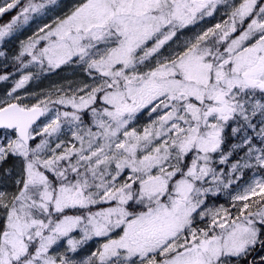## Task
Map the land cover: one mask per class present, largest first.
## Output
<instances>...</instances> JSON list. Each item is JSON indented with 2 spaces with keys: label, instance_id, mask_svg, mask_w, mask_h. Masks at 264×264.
I'll return each instance as SVG.
<instances>
[{
  "label": "snow or ice",
  "instance_id": "snow-or-ice-1",
  "mask_svg": "<svg viewBox=\"0 0 264 264\" xmlns=\"http://www.w3.org/2000/svg\"><path fill=\"white\" fill-rule=\"evenodd\" d=\"M18 3L5 0L0 14ZM222 4L232 9L228 20L154 67L147 64L178 30ZM44 7L30 0L0 26V41ZM24 57H30L26 64ZM15 59L42 70L78 63L96 82L80 88L83 94L28 106L13 96L30 79L24 75L0 101V129L7 136L0 160L11 155L21 165L15 191H0V264H76L50 250L66 238L68 251L76 252L93 237L106 242L82 264H264V177L232 197L235 215L221 208L209 225L195 226L196 217L208 215L202 197L213 191L203 187L209 176L228 188L231 174L254 167L250 160L264 170V147L247 134L264 144V4L82 0L22 42ZM48 104L71 111H57L36 133ZM142 110L156 118L142 133L130 130ZM86 111L96 131L81 127ZM233 122V136L245 135L232 147L246 149L247 158L232 164L225 182L212 167L213 154ZM65 124L68 142L58 135ZM34 133L42 138L32 147ZM230 155L221 153L219 162ZM100 205L109 206L93 210ZM77 230L79 239L71 235Z\"/></svg>",
  "mask_w": 264,
  "mask_h": 264
},
{
  "label": "rangeland",
  "instance_id": "rangeland-1",
  "mask_svg": "<svg viewBox=\"0 0 264 264\" xmlns=\"http://www.w3.org/2000/svg\"><path fill=\"white\" fill-rule=\"evenodd\" d=\"M4 2L5 0H0V4H3ZM41 2L45 4V7L40 12L30 14V19L27 23H21L20 26L17 27L10 36L6 37L4 41H0V53H3V55H0V67H6L9 63L14 61L19 63L17 66L15 64V66L9 71L0 73V76L7 77L6 80H0V101L8 99V93L15 86L16 82L24 75H29L30 79L22 88L18 89L17 92L13 94V96H19L21 101L28 106L39 103L40 101H55L60 96L83 94L79 92L80 88H84L85 85L91 86L96 82L91 76H89L88 72L85 71V68L78 63H69L62 65L60 68L51 70H49L45 65L42 70L39 65L35 64H29L28 67L25 68L20 61L15 59V57L19 55V52L21 51L22 42L36 35L45 25L54 26L55 21L63 18L67 14H70V12L78 4H80L82 0H54L52 3H48V0H41L39 3ZM241 2L242 0H227L228 5L234 6H239ZM257 2L258 5L264 4V0H257ZM21 10H18L16 7L9 11L13 12L12 14L7 15V18L10 17L9 21L4 20L0 22V26L8 24L14 16L21 12ZM231 10L232 9L226 5H219L212 16H206L202 20H198L196 23L189 25L184 29L178 30L176 36L171 39V42H168L160 50L159 56L151 58L147 64L154 67L156 60L179 53L183 50L188 42L194 40L197 34H202L207 29L214 27L217 23L223 24L225 20H228ZM2 15L3 14H0V17ZM246 23L243 25V27H246ZM184 34H186V37ZM173 42L178 44L175 46L170 45V43ZM151 43L152 42H149V47H151ZM41 44H43V42H41ZM22 59L26 64L30 57H24ZM145 70L147 69L145 68ZM58 105L59 104H48L49 112L46 113V115L42 117L39 123L34 127L36 133L42 131L43 127L55 117L57 111H71L70 108H65L62 105H59L60 107H58ZM155 118L156 114H152L150 118L147 110H142V113H138L136 118L131 122L130 130L131 128H135L138 132L142 133L144 127L149 125L151 120ZM90 126H92L91 113L86 111L83 116V124L81 127L86 129ZM235 126L236 124L233 122L230 124V126L224 129V141L221 145V149L217 153L213 154L212 167L217 170L218 174L221 172L225 174V182H227V175L231 173L232 164L237 162L242 164L244 159L247 158L245 155L246 149H233L232 147L235 144L242 143V137L245 135V133L242 132L239 136H233L231 128ZM259 126V122L257 121V131L259 130ZM92 130L96 131L94 126H92ZM247 134L253 136L255 147H264V144L261 143L259 137L255 136V133H253L251 130H248ZM58 135L60 136V139L64 140L65 142L72 140L67 124L63 126L62 133ZM35 137H38L37 143H39L42 137L40 135H35ZM6 139V130H2L0 132V143L5 142ZM56 142V138L53 137L52 145L54 146ZM31 146L35 147V144ZM229 152H231L232 155L228 156L226 163L221 164L219 162L221 153L228 155ZM191 155L194 154H190L189 161L191 159ZM249 163L253 164L254 167L245 168L242 170V172L231 174L232 183L228 188H224L222 184H217L216 182L212 181L211 176L207 178L208 183L204 184L203 187L213 189V191L208 192L202 197L205 202L203 207L204 210L208 212V215L203 219L196 217V227L204 228L209 225L211 222V213L218 211L221 208L228 209L233 215L236 214V208L233 207L232 204L234 203L232 197L242 191L247 183L251 182L253 179L264 177V170L255 167L254 159L250 160ZM20 166V160L11 155L4 160H0V191H15V182L18 179ZM224 201H229L231 206L227 207ZM108 206L109 205L96 206L93 210L95 211L98 210L99 207ZM0 217H2V213H0ZM71 235L76 239H79L81 233L77 230ZM105 242L106 238L104 237H93L91 240H88L84 244L80 245L76 252H71L68 251L67 239L62 238L56 245L53 246V248L50 250V254L56 256L66 255L71 261L76 262V264H82V262L86 260L92 252L99 249ZM254 255L258 260L259 254Z\"/></svg>",
  "mask_w": 264,
  "mask_h": 264
},
{
  "label": "trees",
  "instance_id": "trees-1",
  "mask_svg": "<svg viewBox=\"0 0 264 264\" xmlns=\"http://www.w3.org/2000/svg\"><path fill=\"white\" fill-rule=\"evenodd\" d=\"M41 0H31V2H34V3H39ZM29 2H30V0H24V1H19V5H17V8H18V10H21L22 8H24V7H26L28 4H29ZM13 12H7V13H4L1 17H0V22H2V21H9V19H10V17L9 18H7V15H9V14H12ZM7 18V19H6ZM15 64H16V66L19 64L18 62H16V61H14V62H11V63H9L6 67L5 66H2V67H0V73H3V72H7V71H9L10 69H12L14 66H15ZM57 106V105H56ZM58 107H60L59 105H58ZM86 120V119H85ZM88 123H89V121H88ZM38 142V137H35V139L34 140H32V141H30L29 143H30V145H34V144H36ZM224 203H225V205L227 206V207H229V206H231V203H229V201H224ZM233 204V203H232ZM70 214H72V213H70ZM251 258V257H250Z\"/></svg>",
  "mask_w": 264,
  "mask_h": 264
},
{
  "label": "crops",
  "instance_id": "crops-1",
  "mask_svg": "<svg viewBox=\"0 0 264 264\" xmlns=\"http://www.w3.org/2000/svg\"><path fill=\"white\" fill-rule=\"evenodd\" d=\"M184 36L186 37V34H184ZM168 42H171V40L170 41H168ZM178 43H175V42H173V43H170V45H172V46H175V45H177Z\"/></svg>",
  "mask_w": 264,
  "mask_h": 264
},
{
  "label": "water",
  "instance_id": "water-1",
  "mask_svg": "<svg viewBox=\"0 0 264 264\" xmlns=\"http://www.w3.org/2000/svg\"><path fill=\"white\" fill-rule=\"evenodd\" d=\"M15 102V101H14ZM42 119V117L36 122V124L34 125V127L39 123V121ZM4 130V129H0V132Z\"/></svg>",
  "mask_w": 264,
  "mask_h": 264
}]
</instances>
